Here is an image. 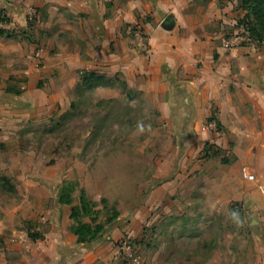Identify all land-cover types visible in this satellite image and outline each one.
<instances>
[{"label":"rangeland","instance_id":"1","mask_svg":"<svg viewBox=\"0 0 264 264\" xmlns=\"http://www.w3.org/2000/svg\"><path fill=\"white\" fill-rule=\"evenodd\" d=\"M244 13L237 0H191L184 10L197 34L218 32L221 40L249 36ZM251 44L264 46L252 40L242 46ZM118 75L131 97L118 87L79 97L75 88L67 107L39 117L21 108L30 117L10 124L0 139V247L13 229L47 231L53 221L47 213L72 181L76 200L84 189L99 208L106 199L120 212L114 226L123 237L114 242L111 264H264L262 180L250 165L254 179L242 177L228 132L209 118V139L188 143L162 117L161 94ZM101 99L111 101L96 107ZM72 101L78 106L65 117Z\"/></svg>","mask_w":264,"mask_h":264},{"label":"crops","instance_id":"2","mask_svg":"<svg viewBox=\"0 0 264 264\" xmlns=\"http://www.w3.org/2000/svg\"><path fill=\"white\" fill-rule=\"evenodd\" d=\"M190 1L0 0L9 19L0 27L12 33L0 37V139L15 117H30L23 108L39 117L67 107L81 73H122L151 96L162 95V117L188 143L209 139V118L221 124L242 177L249 165L261 177L264 202V46L226 49L218 32L197 34L184 15ZM222 140L216 143L224 147ZM66 209L55 203L47 213L53 221L37 239L11 230L0 264H111L114 242L123 237L119 226L80 244Z\"/></svg>","mask_w":264,"mask_h":264},{"label":"trees","instance_id":"3","mask_svg":"<svg viewBox=\"0 0 264 264\" xmlns=\"http://www.w3.org/2000/svg\"><path fill=\"white\" fill-rule=\"evenodd\" d=\"M244 15L240 20L247 29L252 42L264 43V0H237ZM9 23V19L3 9H0V24ZM12 33L0 27V37H11ZM121 88L130 95L127 82L118 74L109 76L102 72L88 71L81 73L80 83L75 89L79 97L85 93L93 94L99 88ZM83 94V95H82ZM111 100L101 99L95 105L101 107L102 103ZM77 102L72 101L70 109L64 115H70L71 111L77 107ZM102 120V119H101ZM2 186L8 185L6 177H2ZM77 185L72 181L65 182L60 188L57 196L59 205L70 206L69 218L71 220L70 230L76 236L77 242L89 245L93 241L101 238L107 229L114 226L120 212L115 207H111L106 199H101V208L98 203L90 199L84 189L79 190L77 200L75 199ZM31 239H37L39 236L28 234Z\"/></svg>","mask_w":264,"mask_h":264},{"label":"built area","instance_id":"4","mask_svg":"<svg viewBox=\"0 0 264 264\" xmlns=\"http://www.w3.org/2000/svg\"><path fill=\"white\" fill-rule=\"evenodd\" d=\"M138 33L142 35V32L138 31ZM248 37L249 36H246V35L235 36V37H230V38L228 37L222 40V46L226 49H232V48L242 46L243 43L251 40V38L250 37L248 38ZM242 173L246 179L248 180L254 179V175L251 174L248 169L243 168Z\"/></svg>","mask_w":264,"mask_h":264}]
</instances>
